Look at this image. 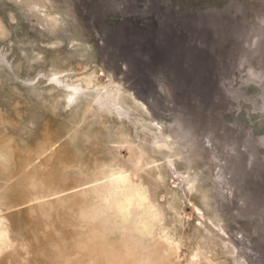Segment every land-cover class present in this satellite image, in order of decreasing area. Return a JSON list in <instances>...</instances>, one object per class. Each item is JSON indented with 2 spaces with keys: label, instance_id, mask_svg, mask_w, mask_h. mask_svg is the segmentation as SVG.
Wrapping results in <instances>:
<instances>
[{
  "label": "rangeland",
  "instance_id": "obj_1",
  "mask_svg": "<svg viewBox=\"0 0 264 264\" xmlns=\"http://www.w3.org/2000/svg\"><path fill=\"white\" fill-rule=\"evenodd\" d=\"M106 1L0 0V264H264V0Z\"/></svg>",
  "mask_w": 264,
  "mask_h": 264
},
{
  "label": "trees",
  "instance_id": "obj_2",
  "mask_svg": "<svg viewBox=\"0 0 264 264\" xmlns=\"http://www.w3.org/2000/svg\"><path fill=\"white\" fill-rule=\"evenodd\" d=\"M156 1L158 2L159 0ZM102 2L104 3V1ZM106 2L107 4H109L110 0H107ZM154 9L155 10L153 14H151V19H147L146 17H134L133 20H130L128 22L133 28H131L133 31H144L147 28L153 29V31L149 35L141 37V41L145 44V47H147L151 51L153 56H157L163 59L171 58L172 50L176 49L175 41H181L182 34L184 35V37H189L188 32L190 30L193 31L197 29L195 22L199 20L207 21L208 17L213 18L211 15L212 12L203 13L204 11L191 9L179 10L178 8L166 4L157 5ZM159 11L162 14H165V18L167 19V25H169V27L165 24L163 20L158 19L157 15L159 14L157 13H159ZM198 29L201 31H208L210 33L212 32V30L208 26H202ZM198 50L203 53L204 57H209V54H212V52H208L207 54V52L202 49ZM176 54L178 55L179 53ZM185 70L186 69L183 67V71ZM212 84L213 86L217 87V82L215 78L212 81Z\"/></svg>",
  "mask_w": 264,
  "mask_h": 264
}]
</instances>
